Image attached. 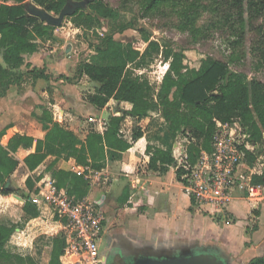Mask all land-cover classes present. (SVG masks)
<instances>
[{"label": "trees", "instance_id": "trees-1", "mask_svg": "<svg viewBox=\"0 0 264 264\" xmlns=\"http://www.w3.org/2000/svg\"><path fill=\"white\" fill-rule=\"evenodd\" d=\"M1 1L0 98L5 96L10 86L21 82L25 75L20 72L22 55L36 51L33 41L51 37L55 30V27L27 15L23 4L28 0ZM31 1L56 15L66 4V0ZM167 4L180 8L186 26L191 24L200 9L199 4L186 6L181 0H142V9L150 13ZM245 5L249 14L264 11V0H245ZM242 6L240 0V9ZM68 18L78 28L96 30L98 34L94 55L88 62L79 63L76 72L77 77L85 75L98 85L89 102L98 110L105 108L111 100L116 104L129 103L131 109L109 117L102 134L91 131L84 141L65 126L53 122L50 114L42 109L35 116L46 131L43 140L23 136L15 139L9 148L0 145V196L13 195L18 191L8 187L7 181L18 166L11 154L21 145L33 147V153L23 160L30 172L48 156L54 157L53 164L59 159H73L78 166L98 171L104 168L106 157L114 160L129 152L134 144L147 137L146 131L150 130L153 141L147 140L145 145L144 152L148 155L146 167L151 172L164 173L174 164L172 147L179 135L189 139L187 155L189 162L194 163L200 151L210 150L216 130L214 120L226 122L239 118L251 141L257 143L258 148L259 145L262 147L264 86L260 82L248 81L244 74L232 71L227 63L209 57L201 60L198 68H190L185 63L183 51L164 48L151 40L146 31H141V36L129 43L114 40L118 14L98 0H90L85 11L77 10ZM105 28L108 29L103 31ZM158 55L163 57L167 69L155 91L145 78L131 70L144 68ZM262 57L264 63V54ZM26 74L34 79L46 78L42 70L33 69ZM126 118L131 120L130 141L125 140L121 132ZM247 158L248 165L252 166L256 157L248 154ZM180 174V170L176 171L179 182ZM52 177L55 188L71 200L78 201L87 196L88 184L83 177L62 170L54 171ZM252 182L255 185L264 183V169L260 176L253 177ZM26 186L33 190L30 178L26 180ZM23 212L30 218L51 216L48 208L39 211L29 199L25 201ZM12 231V228L0 225V264H35L29 257L12 256L5 251L4 244ZM64 248V238L54 236L49 264H60ZM248 264H264V256L254 258Z\"/></svg>", "mask_w": 264, "mask_h": 264}, {"label": "crops", "instance_id": "crops-1", "mask_svg": "<svg viewBox=\"0 0 264 264\" xmlns=\"http://www.w3.org/2000/svg\"><path fill=\"white\" fill-rule=\"evenodd\" d=\"M6 4L11 5V2ZM63 25L56 27L51 37L33 41L36 51L22 55L20 72L25 75L21 82L10 86L5 96L0 98L2 147L9 148L15 139L23 136L43 140L46 131L35 116L42 109L50 114L53 122L65 126L81 141L91 131L102 134L109 117L131 109L129 103L116 104L111 100L105 108L98 110L89 102L98 85L85 75H76L81 62L72 43L78 41L80 29L73 28L67 33L70 27ZM94 47L87 49L91 55L82 62L91 59ZM33 69L42 70L46 78L34 79L26 74ZM121 132L124 139L130 141L131 135L126 137L122 129ZM146 134L147 137L134 144L129 152L114 160L106 157L104 168L98 170L102 180L98 183L92 180V185L85 180L88 194L84 199L94 203L105 218L98 242V249H102L100 254L105 258L106 252H111L127 258L151 248L149 250L155 252L159 259L168 260L176 252L186 256L202 246L212 249L216 257L228 264H248L252 259L264 256V199L255 203L237 196L220 215L210 214L208 208H199L184 195L182 183L176 177L175 154L180 148L187 151L189 139L181 135L183 141L177 143L176 138L172 147L174 164L164 173H154L146 167L148 155L144 152L145 145L147 140L153 141L150 130ZM31 153L33 147L21 145L11 154L18 166L9 177L7 186L18 191L13 195L0 196V225L13 229L4 244L8 254L29 257L35 264H49L52 238H64L63 223L52 215L46 219L30 218L23 212V206L26 199L30 201L38 191V185L49 181L55 186L54 171L81 173L86 167L78 166L73 159H59L53 164L54 157L48 156L30 172L23 160ZM139 164H143L147 171L143 178L130 174ZM246 169L249 174L260 171L254 165H248ZM28 178L34 185L33 190L26 186ZM177 185L180 186V194ZM44 207L37 209L40 211ZM59 262L75 264L76 260L64 255L63 250Z\"/></svg>", "mask_w": 264, "mask_h": 264}, {"label": "rangeland", "instance_id": "rangeland-1", "mask_svg": "<svg viewBox=\"0 0 264 264\" xmlns=\"http://www.w3.org/2000/svg\"><path fill=\"white\" fill-rule=\"evenodd\" d=\"M98 1L118 14L117 29L113 34L114 40L129 43L139 38L141 31H146L150 34L151 40L158 42L164 48L183 51L186 56L185 63L190 68H198L201 60L209 57L227 63L232 71L244 74L248 81H258L264 86V63L262 61L264 54V11L260 14H249L245 0H242V11L239 7L240 0H200V2L198 0H181L186 6L191 4H199L200 6L198 15L192 19L189 26L184 24L180 8L173 4L160 5L154 11L146 13L142 9V0ZM28 2L32 3L31 0ZM50 14L57 16L53 12ZM62 25L70 27L66 30L67 33L73 28H78L73 20L68 17L64 19ZM79 29L81 35L77 36L78 41L74 40L72 44L79 54V62H82L89 59L91 55L87 49H92V46L98 45V34L96 30ZM107 29L105 28L103 31ZM120 29L124 30L118 32ZM166 67L163 57L158 55L154 56V59L144 68L131 71L145 78L156 91ZM121 129L126 137H130L131 120L129 118H126ZM182 141L183 136L179 135L176 142ZM262 143V147L259 145L253 164L259 169H264V142L262 141ZM146 172L145 166L139 164L135 171L130 174L133 177L143 178ZM174 183L176 184V182ZM177 188L180 194V186L177 185ZM93 196L95 195L93 194ZM129 248L132 249L131 246ZM101 250L100 248L99 251ZM106 253L105 257L108 256V252ZM197 253L211 254L213 250L204 248L187 255L193 256ZM180 255H182L180 252H176L170 257L174 258ZM105 264L108 262L105 261Z\"/></svg>", "mask_w": 264, "mask_h": 264}, {"label": "built area", "instance_id": "built-area-1", "mask_svg": "<svg viewBox=\"0 0 264 264\" xmlns=\"http://www.w3.org/2000/svg\"><path fill=\"white\" fill-rule=\"evenodd\" d=\"M214 124L216 130L210 150L200 151L195 162L190 163L187 151L180 148L175 155V170L181 171L184 195L199 208H208L210 214L220 215L237 196L261 202L264 199V183L255 185L252 182L253 177L260 176L263 169L247 173V155L256 157L258 144L251 141L241 120L236 118L223 122L215 119ZM75 174L90 185L92 180L98 183L103 178L98 171H90L88 167ZM37 188L30 202L39 208L47 207L52 217L63 223L64 255L73 257L75 264H105V258L98 249L105 218L95 204L86 199L73 201L49 181Z\"/></svg>", "mask_w": 264, "mask_h": 264}, {"label": "water", "instance_id": "water-1", "mask_svg": "<svg viewBox=\"0 0 264 264\" xmlns=\"http://www.w3.org/2000/svg\"><path fill=\"white\" fill-rule=\"evenodd\" d=\"M90 0H82L74 2L72 0H66V4L61 9L59 14L55 17L48 13L45 9L39 8L32 3L24 2L23 6L28 16L37 18L40 22L51 27H59L66 17L74 15L77 10L87 9V5ZM108 262L107 260H105ZM140 264H228L222 258H218L215 255L205 254L203 256H195L190 260L179 259V260H167L151 257Z\"/></svg>", "mask_w": 264, "mask_h": 264}, {"label": "flooded vegetation", "instance_id": "flooded-vegetation-1", "mask_svg": "<svg viewBox=\"0 0 264 264\" xmlns=\"http://www.w3.org/2000/svg\"><path fill=\"white\" fill-rule=\"evenodd\" d=\"M201 249H204V248H195V250H201ZM149 250L148 248L144 251H141V253L139 255H134L132 257H125V256H118V255H115L114 253H108V256H106L108 259V264H140L142 262H144L145 260L151 258V257H158L159 256L155 253V252H150V251H147ZM205 254H210V253H197L196 255H180L179 257H175V258H171V259H168V260H172V259H175V260H179V259H186V260H190L192 258H194L195 256H203ZM211 255H214L213 253H211ZM106 257H105V260H106ZM107 263V262H106Z\"/></svg>", "mask_w": 264, "mask_h": 264}, {"label": "bare ground", "instance_id": "bare-ground-1", "mask_svg": "<svg viewBox=\"0 0 264 264\" xmlns=\"http://www.w3.org/2000/svg\"><path fill=\"white\" fill-rule=\"evenodd\" d=\"M13 200H15V199H13Z\"/></svg>", "mask_w": 264, "mask_h": 264}]
</instances>
